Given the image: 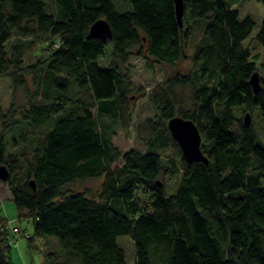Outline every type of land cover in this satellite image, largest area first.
I'll return each instance as SVG.
<instances>
[{
    "label": "trees",
    "instance_id": "16d2710c",
    "mask_svg": "<svg viewBox=\"0 0 264 264\" xmlns=\"http://www.w3.org/2000/svg\"><path fill=\"white\" fill-rule=\"evenodd\" d=\"M51 1L0 0V78L24 86L28 54L44 43L43 60L31 67H44L52 88L7 124L22 130L13 145L31 146L23 177L12 174L19 156L0 133V165L9 172L2 181L16 217L33 218L35 237L55 236L60 244L41 264H126L118 235L133 242L134 264H264V146L237 113L257 109L264 117V76L253 92L256 67L243 45L254 18H240L230 0H183L181 27L173 0ZM99 18L111 28L105 41L89 32ZM201 20L196 70L170 75L151 95L161 122L179 115L195 123L208 159L188 163L181 156L177 188L167 195L157 184L164 170L157 151L121 152L112 142L126 125L134 89L114 59L126 63L133 53L174 64ZM255 39L264 47V15ZM110 43L102 68L97 59ZM178 87L191 89L188 109L175 98ZM96 177H103L96 199L63 191ZM6 221L0 216V264H12Z\"/></svg>",
    "mask_w": 264,
    "mask_h": 264
},
{
    "label": "rangeland",
    "instance_id": "374dc122",
    "mask_svg": "<svg viewBox=\"0 0 264 264\" xmlns=\"http://www.w3.org/2000/svg\"><path fill=\"white\" fill-rule=\"evenodd\" d=\"M48 6H51V0H45ZM231 6L239 12L240 18L245 15H251L255 20V25L243 42L250 53L255 64V71L259 73V77L264 76V47L261 46L255 39V34L259 30L261 19L264 15V5L257 0H230ZM203 21L193 23V32L185 48V56L175 62L168 64L156 62L152 58L144 59L142 56L130 54L126 63H121L118 59L114 62L121 69H127L130 72L133 81L134 89L130 95L129 111L127 113V122L124 127L116 129L112 136L113 144L124 152L129 149H136L141 152L150 150L157 151L163 160V172L158 176V180L163 182L165 194L169 195L175 192L180 178L179 158L181 151L178 144L172 139L170 132L167 129V121L161 122L157 116L153 106L151 95L158 92L160 89H165V80L170 75L180 73H193L197 64L193 60V51L195 45L202 37ZM112 44L105 47V52L97 59V64L106 68L111 59ZM44 43L38 44L33 53L28 54L26 67L22 75L25 80L24 86H12V82L8 78H0V133L7 144L9 152L17 153V165L13 169L12 174L17 178L23 177L25 169V161L31 157V146L29 143L18 142L19 145H13V141L18 139L22 131L19 126H15L12 130L7 129V124L13 120L20 119L21 113L28 108V105L35 101L44 100V94L52 92L49 85L50 76L45 68H32L31 65L36 64L39 60H43L45 53ZM110 50V51H109ZM190 91L189 87L176 88L174 90L175 98L181 101L182 107L188 109L190 106ZM89 101L88 97L84 98ZM177 112V111H176ZM249 113V124L253 127L257 143L264 146V117L261 116L257 109L252 111L237 112L238 114ZM3 125H6L4 128ZM155 126V128H153ZM166 129H163V127ZM157 129V133L154 132ZM17 141V140H16ZM120 159L115 164H120ZM173 168L177 169L176 173H172ZM103 177L96 178H80L63 186V191H82L89 197L97 198L100 193ZM7 183L0 180V216L6 217V227L10 236L12 228H19L16 234V239L9 250L12 264H41L44 258V252L48 250H60V244L55 236L43 235L35 237L33 234V218L16 217L15 208ZM6 209V210H5ZM33 238L32 243H29L28 237ZM117 244L123 248L126 264H134L135 248L128 235H118L116 238Z\"/></svg>",
    "mask_w": 264,
    "mask_h": 264
},
{
    "label": "water",
    "instance_id": "95a60500",
    "mask_svg": "<svg viewBox=\"0 0 264 264\" xmlns=\"http://www.w3.org/2000/svg\"><path fill=\"white\" fill-rule=\"evenodd\" d=\"M176 19L179 26L182 25V5L183 0H173ZM89 32L96 38L105 41L111 37V28L108 22L104 18L95 20L90 28ZM260 77L257 71H253L249 77V83L252 91L257 92L260 88ZM249 113L244 114L243 120L246 125H249ZM167 129L170 132L172 139L178 144L182 158L188 162H203L208 163L206 155L201 149V135L198 131L195 123L189 119L179 115H174L167 120ZM9 177L8 169L4 165H0V180H5ZM34 188L32 180L29 181ZM157 184L161 185V182L157 180Z\"/></svg>",
    "mask_w": 264,
    "mask_h": 264
},
{
    "label": "built area",
    "instance_id": "2783aa9c",
    "mask_svg": "<svg viewBox=\"0 0 264 264\" xmlns=\"http://www.w3.org/2000/svg\"><path fill=\"white\" fill-rule=\"evenodd\" d=\"M19 232V228L17 227H13L12 228V234H14V236H10L9 239H8V244L9 245H13L14 243V240L16 239V234L15 233H18Z\"/></svg>",
    "mask_w": 264,
    "mask_h": 264
},
{
    "label": "crops",
    "instance_id": "0c3cea01",
    "mask_svg": "<svg viewBox=\"0 0 264 264\" xmlns=\"http://www.w3.org/2000/svg\"><path fill=\"white\" fill-rule=\"evenodd\" d=\"M10 199H11V198H10ZM5 200H6V199L1 200L0 203H1L2 201H5ZM5 210H6V209H5ZM5 215H6V219H7V218H8V213L6 212Z\"/></svg>",
    "mask_w": 264,
    "mask_h": 264
}]
</instances>
